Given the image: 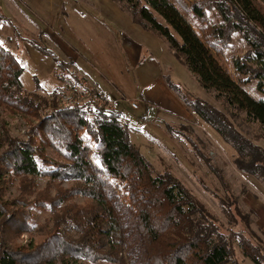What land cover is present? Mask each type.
Returning a JSON list of instances; mask_svg holds the SVG:
<instances>
[{"label":"trees","instance_id":"16d2710c","mask_svg":"<svg viewBox=\"0 0 264 264\" xmlns=\"http://www.w3.org/2000/svg\"><path fill=\"white\" fill-rule=\"evenodd\" d=\"M114 1L134 24L166 41L173 56L185 63L204 91L220 104L170 86L191 114L235 149L234 162L240 172L264 184V148L234 126L244 115V122L255 123L264 132V100L234 80L217 57L235 33L241 35L251 48L247 58L254 62H237V71L264 87V0ZM214 12L219 24L212 22ZM0 18L11 22L3 15ZM32 44L52 57L57 69L84 85L71 72L70 63L51 49ZM24 72L18 58L0 44V108L37 121H29L26 139L0 138V264H228L235 255V242L245 258L264 264V245H254L259 239L239 206L236 212L250 239L245 234L221 233L219 218L170 166L133 142L131 128L119 110L100 104L93 93L87 102L61 106L58 92L50 98L27 90ZM83 133L91 142L83 139ZM49 150L62 160L52 158ZM195 152L226 187L208 156L196 147ZM94 157L104 171L97 168ZM107 178L125 184L128 206L109 191ZM41 179L47 180L43 188ZM9 181L18 182V195L12 200L4 198ZM214 196L224 216L232 219L236 203L230 205ZM32 210L49 213L50 219L36 229ZM112 221L118 225L117 241ZM25 234L33 237L27 244L20 242Z\"/></svg>","mask_w":264,"mask_h":264},{"label":"rangeland","instance_id":"374dc122","mask_svg":"<svg viewBox=\"0 0 264 264\" xmlns=\"http://www.w3.org/2000/svg\"><path fill=\"white\" fill-rule=\"evenodd\" d=\"M1 15L10 18L11 22H4L5 20L2 21L0 18V44L10 50L24 67L22 80L27 90L35 91L41 96L49 95L50 98L54 92H58L61 106L68 105L67 103L73 102L74 99L87 102L88 99L93 98V93L94 99L100 104L106 103L109 108L119 110L125 118L123 122L129 124L131 128L133 142L144 150L149 148L153 153L148 156L161 158L170 166L173 173L199 201L219 218L218 225L221 233L225 236L234 233L245 234V237L250 239V233L245 231L244 221L236 212V206H239L242 215L248 217L252 234L259 239L254 242V245H264V184L240 172L234 162L237 158L235 149L195 115L192 114L190 121H187L169 114L167 109L174 103L164 97H156L159 102L156 104H147L145 101V88L141 85V79H138L140 73L145 76V81L151 79L152 84L160 76L169 74L166 79L173 89L174 86H178L183 92H190L196 97H202L220 106L211 94L204 91L185 63L171 55L166 41L152 32L147 35L148 40L151 41L149 46L153 50L152 53L158 56L155 64L152 56H145L138 69L133 68V64L124 55L122 58L115 59L112 54L116 49V43L119 44L117 48L122 53L120 45L127 38L137 39L142 34L137 31L138 29L133 28L135 25H129L130 15L122 11L114 0H0V17ZM210 16L214 24H219L215 12ZM82 18H87L89 21H83ZM113 37H115V43L112 41ZM32 42L40 44L42 48L51 49L60 60L70 63L71 72L84 85L76 83L73 75H69L68 72L57 69V63L52 57L38 50ZM226 46L224 51L217 55L222 66L251 95L258 100H264V87L259 88L257 83L251 81L250 75L244 76L236 68L237 62L243 64L248 61L252 65L253 60L247 58L251 48L246 40L235 33ZM67 47L80 57L78 61H72V57L68 56L71 51ZM99 56L109 62L107 63L109 70L117 71V68L122 66L124 68L122 73L132 79L134 87L123 86L122 80L118 77L123 88H116L110 80V71L100 62ZM254 68H257L256 64ZM58 74L62 77L60 80L57 79ZM63 78L64 81L61 82ZM91 81L103 85L108 100L97 95L96 89L90 86ZM152 84L149 87H152ZM154 88L158 87L154 86ZM0 96H2L1 91ZM132 102L136 103L137 108L132 107ZM241 118L234 123L237 131L264 148V132L257 124L244 122V115ZM29 121L37 123L32 117L12 114L0 108V138L5 135L9 138L26 139L27 131L31 126ZM168 124L173 130L172 136L166 129ZM138 128L142 132H138ZM173 136L176 137H174L175 140ZM185 136L192 140L198 151H203L214 163L216 170L225 178L226 187L220 184L217 176L198 157L192 142L190 143ZM82 137L87 143L91 142L86 133H83ZM48 153L55 160H62L54 150H49ZM93 160L97 168L104 171L100 160L96 157ZM156 165L158 166V163ZM39 166L46 168L41 161ZM107 179L109 191L117 196L120 203L128 206L129 196L125 184L116 179ZM46 181V179L40 180L41 188L45 186ZM203 183L209 187L207 188ZM226 188L229 192L225 191ZM214 193L230 205L236 203L232 205V219L228 220L224 216ZM17 195L18 182L9 181L4 198L12 200ZM32 212L36 217V229L50 219L49 213L36 210ZM111 225L113 239L117 241L118 225L114 221ZM32 238L31 235L25 234L20 242L27 244L32 241ZM234 248L235 255L228 264H254L243 256L237 242ZM81 264L115 263L100 261Z\"/></svg>","mask_w":264,"mask_h":264},{"label":"crops","instance_id":"0c3cea01","mask_svg":"<svg viewBox=\"0 0 264 264\" xmlns=\"http://www.w3.org/2000/svg\"><path fill=\"white\" fill-rule=\"evenodd\" d=\"M78 18L80 19V17H78ZM82 19H83V21H86V22L89 21L87 18H82ZM111 21L113 23L115 22L113 19ZM128 23L130 26H131V24L135 25V27L133 26V28L138 29L137 31L139 33H141L142 35L139 36L137 39H133V40L127 38L125 40V42L120 45V47L122 48L123 54L120 52L119 48H117V47H119V44L116 43L117 46H116V49L113 51L114 53L112 55H114L115 59L117 57L122 58V55H124L129 60V62H131L133 64V68H136V69H138L140 67L145 56H152L153 60H154V64H155V61L158 60L157 59L158 56L156 57L154 55V52L152 53L153 50L149 46L151 44V41L148 40L147 35L150 32L144 30L141 26L134 24L132 21V18H129ZM112 41H113V43H115V37L112 38ZM70 51H71V53L68 54V56L72 57L71 58L72 61H74V60L78 61L80 59V57L73 50H70ZM170 53H171V55H173L171 50H170ZM99 60H100V62H102L104 64V66H106V69L109 70V68L107 67V65H108L107 63H109V62H107L106 59H104L102 56H99ZM123 70H124V68L122 66L117 68V71H114L113 69L109 70L110 74H111L110 80L113 82V84L116 88H120V87L123 88L122 84L120 83V81L118 79V77H119L123 82V86H129L130 85L133 88L134 82L132 81V79H130V77L127 74L122 73ZM87 75H88V77H90L89 74H87ZM168 76H169V74H165L163 77L160 76L158 78V80H156L152 84L151 79L149 81H145L146 80L145 76L142 73H140L138 79L139 80L141 79L140 80L141 85L144 86V88H145V95H146L145 101L147 102V104H156V103H159L157 101V98L164 97V98H166V100L174 103L172 106L168 107V109H167L169 114H173V116H177L180 119L190 121L189 119L192 118V114L188 111V109L186 108L184 103L178 98V96L172 91L170 84L168 83V81L166 79V78H168ZM142 79H144L145 82ZM151 84H152V87H149V86H151ZM90 86H93V88L96 89V91L102 96V98L107 99V96L105 95L106 92L103 90L104 89L103 85H100L96 82L91 81ZM154 86L158 87V88H154Z\"/></svg>","mask_w":264,"mask_h":264},{"label":"built area","instance_id":"2783aa9c","mask_svg":"<svg viewBox=\"0 0 264 264\" xmlns=\"http://www.w3.org/2000/svg\"><path fill=\"white\" fill-rule=\"evenodd\" d=\"M73 101L76 102L77 100L74 99ZM70 103H72V101L69 102V103H67V104L69 105ZM132 107H133V108H137V105H136L135 102H132Z\"/></svg>","mask_w":264,"mask_h":264}]
</instances>
